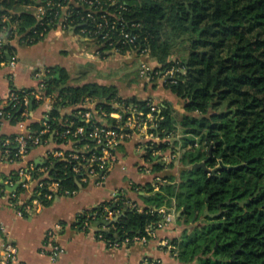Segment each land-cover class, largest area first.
<instances>
[{
  "label": "trees",
  "instance_id": "1",
  "mask_svg": "<svg viewBox=\"0 0 264 264\" xmlns=\"http://www.w3.org/2000/svg\"><path fill=\"white\" fill-rule=\"evenodd\" d=\"M51 1L53 8L38 21L34 13L44 0H0L1 61L7 60V53L14 54L10 42L17 37L20 44L28 46L43 41L58 27L62 7H68L72 20L68 30L71 27L87 39L82 29L91 28L83 20L89 6H78L79 0ZM85 1L93 2L94 9L101 4L121 17L117 32L111 34L113 39L124 40L122 31L138 36L133 45L120 44L118 54L128 57L148 50L161 65L155 72L175 71L165 87L181 100L184 114L178 120L171 106H161L164 120L160 126L167 136L176 133L180 124L185 135L183 145L174 140L155 149L177 152L178 147H190L180 160L185 169L179 178H167L169 184L159 191L153 186L147 188L149 196L144 198L147 207L143 212L130 206L128 196L120 195L117 201L104 202L88 211L92 214L88 220L95 223L119 212L117 220L102 225L110 229L100 233L113 242L129 239L127 247H131L136 238L147 235L148 227L156 230L163 224L159 214L150 212L152 208L176 209L184 236L170 244L177 249L180 264H264V0ZM21 7L25 12L17 18L12 16L11 12ZM4 17L9 22L3 21ZM26 39L34 41L24 44ZM178 46L187 57L169 60ZM113 49L106 45L99 52L107 57ZM159 78L156 75L155 82ZM70 80L64 69H49L45 91L61 99L52 118L61 116L60 107L81 103L86 97L100 95L97 98L106 102L100 106L107 110H111L108 103L116 98L123 100L113 87L89 83L73 86ZM131 100L127 102L147 108L145 101ZM21 113H15L13 122L19 121ZM71 120L80 124L77 119ZM53 126L58 128L56 123ZM32 129L39 130L40 126L34 124ZM197 141L199 148L195 149ZM202 162H206L207 170L191 168ZM66 165L56 163L53 172L57 181L74 190L77 186L66 174ZM154 169L161 172L163 166L155 163ZM22 188L19 186L15 193ZM78 219L76 226L80 228L87 216Z\"/></svg>",
  "mask_w": 264,
  "mask_h": 264
},
{
  "label": "crops",
  "instance_id": "2",
  "mask_svg": "<svg viewBox=\"0 0 264 264\" xmlns=\"http://www.w3.org/2000/svg\"><path fill=\"white\" fill-rule=\"evenodd\" d=\"M24 12L25 8L21 7L11 14L17 18ZM3 21L9 22V18L4 17ZM3 41L9 43L5 38ZM90 42L77 35L75 30H64L60 25L43 41L31 46L20 44L18 37L12 40L10 44L15 48V52L11 55V59L16 60V66L13 69L10 68L7 63L11 60L8 58L5 61L0 60V100L8 96L12 87L37 90L39 84L34 77L35 71H46L48 76L50 68L59 67L69 74L71 82L77 76L75 75L76 66L79 64L88 62L101 64L115 60L120 62L119 66L131 65L135 62H140L142 65L149 56L135 53L126 57L112 52L107 57H103L104 54L99 52V47L91 46ZM149 61L146 64V67H149L147 71L161 67L153 59ZM95 81L97 80L92 78L83 84L99 82ZM134 81L135 78L128 82L116 79L101 83L103 86L116 88L123 99L135 98L158 106H171L178 120L182 118L184 109L181 100L165 87L161 79L148 82L146 76H143L140 80ZM49 109L48 104L38 101L23 122L7 123L0 130V136L29 135L32 125L40 126L44 114ZM59 111L61 118L69 117L72 108L64 106L60 107ZM57 147L55 136L51 135L48 143L31 148L25 161L20 164H10L0 159V184L13 176L22 166L33 164L37 168L44 167L47 163V153ZM122 147L124 149L120 150V160L108 175L104 185L97 186L89 182L75 181L77 187L72 190L74 194L55 195L52 200L47 201L50 202L48 206L47 203L43 204L32 215L21 216L10 206L5 196H0V223L6 226L10 238L18 247L20 264H142L146 259L162 260L167 264L174 262L164 244L180 239L181 230L177 227L176 218L171 224L156 229L153 238L147 244L135 243L131 247L123 248H110L104 241L97 238L99 230L104 228L102 225H106L102 223L103 220L94 223V226L99 224V230L95 226L93 231H83L76 226L80 215L98 208L104 202L113 201L115 194L123 190L132 201L146 208L144 198L149 196L146 192L147 188L156 185L157 179L164 182V185H168L167 178L178 177L176 170L180 162L175 163L174 169L171 165H162L161 172L155 171L154 163L151 165L152 172L145 173L141 167L147 163L138 143L130 141ZM21 185L15 182L12 188L17 186L16 190L12 191L10 188L8 191L16 192ZM133 188H139L142 191L137 192ZM19 194L24 200H29L31 197L28 188H22ZM58 224L63 228L58 232L57 238L52 241L53 246L46 248V253L43 254L42 248L46 243V235ZM55 246L63 250V254L57 259L52 257Z\"/></svg>",
  "mask_w": 264,
  "mask_h": 264
},
{
  "label": "built area",
  "instance_id": "3",
  "mask_svg": "<svg viewBox=\"0 0 264 264\" xmlns=\"http://www.w3.org/2000/svg\"><path fill=\"white\" fill-rule=\"evenodd\" d=\"M44 2L45 4H41L36 9V13H34L38 21H42L46 17L48 9H52L54 6L51 0H44ZM77 5L82 7L89 6L86 9L88 12L83 17V20L90 23L91 28L82 29V34L87 36V39L91 42L96 43L99 48L109 45L114 47L112 52L118 54V46L120 44L133 45L135 43L138 36L125 33L124 31L121 32L124 40L113 39L111 34L117 32V27L122 21L117 13L109 12L101 4H98L94 9V3L91 1L79 0ZM67 12L68 7H62L58 25L64 30H68L69 23H72ZM133 27H137V25H133ZM69 28L71 29V27ZM40 36H43V34ZM32 41L34 39H26L23 43L28 44ZM3 53L0 41V60L3 57ZM148 53V50L142 52V54ZM7 65L13 69L16 66V60L12 58ZM174 73V70L166 73H159L153 70L144 72V76H146L148 82H155V76L159 74V79L162 78L165 85L168 80L173 78ZM48 76L46 71H35L34 77L39 84L37 90L13 88L6 98L0 100V130L7 123L15 121V113L21 110L22 113L17 122H23L30 115L35 101L43 102L50 106L49 111L44 114L41 120L39 130L31 129L30 134L27 136L23 134L12 137L0 136L1 160L10 164H20L25 161L31 148L48 143L51 135L55 136L58 145L57 149L50 150L47 153V163L44 167L37 168L33 164L22 166L13 176L9 177L3 184H0V196H5L10 206L21 216L32 215L45 202L52 200L55 195L70 196L74 194L72 190L56 180V174L53 171L58 162H65L68 165H66V168L69 169V172L66 174H70L75 181L89 182L102 186L120 160L119 147L127 142L136 141L138 143V147L143 152L147 163L141 167V170L145 173L152 172L153 168L151 165L154 163L167 166L171 162L177 161V156H171L168 151L155 149L160 143L170 142V135H173L171 133L163 136L165 130L161 129L160 126V122L164 120L163 117H160L161 106L146 102L147 108H143L139 104L128 103L129 99L119 100L116 98L108 103L111 110H107L100 106L101 103H106L104 99L86 97L81 103L70 105L72 113L69 117L52 118V112L61 99L58 98V94L48 95L46 93V78ZM71 118L77 119L80 124H77ZM55 123L58 124V128H53ZM197 146L198 144L196 143ZM179 156L180 154H178ZM14 176L17 177V181L14 180ZM156 181L155 184L157 186L153 185V187L155 191H159L160 186H164L165 183L160 182V179ZM15 182L21 183L23 188L30 190L31 197L29 200H24L20 194L8 191L15 185ZM133 189H136L137 192L142 191L139 188ZM120 195L127 196L126 191L117 192L113 201H117ZM130 206L137 207L140 212L144 211V208L135 203V201H131ZM150 212L159 214L163 219V224H160L158 228L171 224L176 218L175 214L170 213L166 207L152 208ZM119 214V212L107 214L102 220L110 224L112 221L117 220ZM80 216H87V220L80 225L81 230L90 232L96 228L94 223L88 220L92 214L85 212ZM79 220L77 219V223ZM62 228V225L58 224L47 233L46 243L42 248L43 254L46 253V248L52 245V241L57 238L58 232ZM109 229L104 227L99 230L98 227L99 233ZM154 232L155 229L153 227H148L146 229L147 235L142 238H136L134 242L147 244L153 238ZM96 236L110 248L127 247L131 242L129 239L121 242L106 240L103 233ZM170 243L166 242L164 246L174 259L171 264H180L177 249ZM62 254L63 250L59 247L55 246L53 248L52 257L54 259H57ZM0 264H20L18 247L10 238L6 226L2 223H0ZM142 264L167 263L162 260L146 259Z\"/></svg>",
  "mask_w": 264,
  "mask_h": 264
},
{
  "label": "rangeland",
  "instance_id": "4",
  "mask_svg": "<svg viewBox=\"0 0 264 264\" xmlns=\"http://www.w3.org/2000/svg\"><path fill=\"white\" fill-rule=\"evenodd\" d=\"M90 45L94 47V46H96V43L90 42ZM179 48H181V46H178V49H175V51H173L174 56L172 58H170L169 60H175L176 58L184 59V58L187 57L188 54L183 52V49H179ZM148 55L149 56H148L147 61H145L144 64L142 63V65H141L140 62H135V63H133L131 65H126L125 64L124 66H119L120 62L119 61H115V60H109L108 62H103L101 64H97V63H94V62H88L86 64H79V65L76 66L75 75H77V76H76V78L73 79V81L70 82V85L82 86V85H84L83 83L90 81L92 78H94V80H97L99 82L95 81L97 83H90V84H96V85H99V86H103V84L101 82H110V81L116 80V79H118L119 81H122V82H128L131 79L135 78L134 82H136L137 80H140V78L144 76V72H148L147 69L149 67H146L147 66L146 64H148V61L150 59L151 60L153 59L155 62H157L159 64L158 60L155 57L152 56L151 52H149ZM161 81H162V83H164V80H162V78H161ZM114 90H117V89L114 88ZM117 96L118 97L120 96L118 91H117ZM96 97H100V95H96ZM130 103H133V102H130ZM177 126H178L177 132L176 133L174 132L173 135H170L171 136V141L170 142H172L174 140H180L179 145L181 147L183 145V141L182 140H183V138L185 136L184 133H183L184 129H182V126L180 124L177 125ZM196 143L198 144L197 147H196ZM193 145H194L195 149L199 148L198 141L195 142V144H193ZM180 147L177 148V150H178L177 152H174L171 149L168 150V152L170 153L171 156H173V155L177 156V158H176L177 161H173L174 163L178 162L179 159L181 160L182 156L187 151V149H190V147L188 146L187 149L180 150ZM123 149L124 148L122 146L119 147V150H123ZM178 154H180L179 157H178ZM173 162H171V164ZM174 168H175V166L173 167V169ZM184 169H185V167L182 165V163H180V165H178V169L176 170L177 171L176 174L178 176L177 178L180 177V173ZM168 211L170 213L175 214V216H176V213H175L176 209L173 210V209H169L168 208ZM206 214H208V213L206 212ZM176 224H177V227L180 228V230H181L180 231V235H179L180 240H181V238L184 236L183 235L184 228L180 226V223L177 220H176ZM178 261H179V259H178Z\"/></svg>",
  "mask_w": 264,
  "mask_h": 264
},
{
  "label": "water",
  "instance_id": "5",
  "mask_svg": "<svg viewBox=\"0 0 264 264\" xmlns=\"http://www.w3.org/2000/svg\"><path fill=\"white\" fill-rule=\"evenodd\" d=\"M189 26L191 27L192 24H190ZM7 58H8V60H11V55L8 54V55H7ZM212 153H213V152H212V149H211L210 152H209V155L212 156ZM192 169H205V170H207L206 162H202V163H200V164H196V165L192 166ZM214 173H215V172H214ZM16 188H17V186H16L15 188H11V190H12V191H15ZM102 223H103V224H107L105 221H102ZM107 225H109V224H107ZM95 226L98 227L99 224H95Z\"/></svg>",
  "mask_w": 264,
  "mask_h": 264
}]
</instances>
